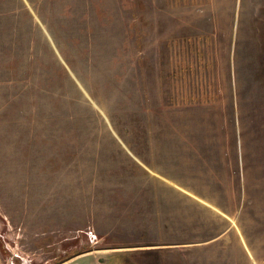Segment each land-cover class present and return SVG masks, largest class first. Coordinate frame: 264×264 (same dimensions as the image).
I'll return each mask as SVG.
<instances>
[{
  "label": "rangeland",
  "instance_id": "rangeland-1",
  "mask_svg": "<svg viewBox=\"0 0 264 264\" xmlns=\"http://www.w3.org/2000/svg\"><path fill=\"white\" fill-rule=\"evenodd\" d=\"M186 192L264 264V0H0L1 264H227Z\"/></svg>",
  "mask_w": 264,
  "mask_h": 264
},
{
  "label": "crops",
  "instance_id": "crops-1",
  "mask_svg": "<svg viewBox=\"0 0 264 264\" xmlns=\"http://www.w3.org/2000/svg\"><path fill=\"white\" fill-rule=\"evenodd\" d=\"M174 202L180 203L178 208H176L177 204H173ZM182 206L186 215L184 220L185 233L196 234L194 239L191 238V241H187L185 243L187 246L185 250H206L208 249L206 247L207 245L210 247L211 243H214L219 240V238L223 237L226 238L227 246L225 248L230 257L227 264H245L247 258H250V256L252 257V253L250 252L252 248L250 247L247 239L241 234L239 227L240 221H238L237 224V220L233 216V210H235L234 205H231L232 207L224 206L222 202L220 203L218 200V196L210 193L204 194L200 192H186L185 194L179 195L168 194L167 199H163V205L161 208V210H163L162 219L165 218L166 212L182 209ZM200 214L203 215V217L206 216L207 221L201 219L199 217ZM217 214L222 215V217H220L222 218L221 222L219 221ZM161 225L163 230H160L159 232H163L167 235L172 232L169 227L172 225V222L163 220ZM189 227L196 228L190 230L188 229ZM218 227H220V229H218ZM242 233H244V231ZM207 234L208 237H206ZM172 245H174L172 242H166L158 244V247L167 249ZM191 255L192 262H195L196 257L193 258L194 255L192 252Z\"/></svg>",
  "mask_w": 264,
  "mask_h": 264
},
{
  "label": "water",
  "instance_id": "water-1",
  "mask_svg": "<svg viewBox=\"0 0 264 264\" xmlns=\"http://www.w3.org/2000/svg\"><path fill=\"white\" fill-rule=\"evenodd\" d=\"M114 251L82 254L63 264H121ZM1 264V262H0Z\"/></svg>",
  "mask_w": 264,
  "mask_h": 264
},
{
  "label": "trees",
  "instance_id": "trees-1",
  "mask_svg": "<svg viewBox=\"0 0 264 264\" xmlns=\"http://www.w3.org/2000/svg\"><path fill=\"white\" fill-rule=\"evenodd\" d=\"M122 256H123V255H119L118 260H119V262H120L121 264H125V263L122 261Z\"/></svg>",
  "mask_w": 264,
  "mask_h": 264
}]
</instances>
